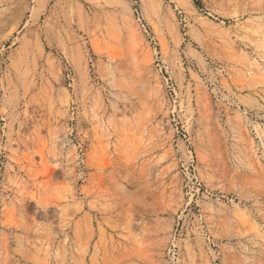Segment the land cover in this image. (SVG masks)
<instances>
[{
    "label": "rangeland",
    "instance_id": "374dc122",
    "mask_svg": "<svg viewBox=\"0 0 264 264\" xmlns=\"http://www.w3.org/2000/svg\"><path fill=\"white\" fill-rule=\"evenodd\" d=\"M0 264H264V0H0Z\"/></svg>",
    "mask_w": 264,
    "mask_h": 264
}]
</instances>
